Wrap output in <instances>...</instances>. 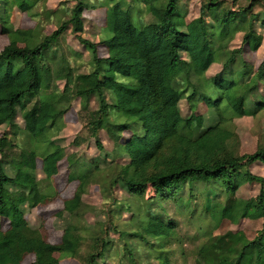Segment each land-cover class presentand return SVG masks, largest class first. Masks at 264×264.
<instances>
[{
  "label": "trees",
  "instance_id": "1",
  "mask_svg": "<svg viewBox=\"0 0 264 264\" xmlns=\"http://www.w3.org/2000/svg\"><path fill=\"white\" fill-rule=\"evenodd\" d=\"M47 1L0 0V24L9 40L0 54V127H16L21 113L23 132L31 143L47 142L48 150L41 153L35 147L13 154L7 150L12 146L8 136L0 140V264H22L32 254V264H62L54 258L56 252L82 264H103L114 257L109 245L121 240L130 263L156 259L166 264L174 255L172 245L183 243L177 221L168 215L170 207L188 212L199 230L208 217L216 225L225 219L262 220V230L253 240L243 232L216 237L201 233L207 240L194 255L195 264H264V178L250 171L254 164L264 165V144L243 156L230 148L239 141L235 121L264 111V61L255 68L245 60L244 48L222 50L220 45L236 32L252 45L264 30V0H201L199 16L190 23L185 21V0H74L70 6L71 0L55 10L46 9ZM242 1L247 4L242 6ZM40 7L41 17L35 12ZM14 8L25 10L33 20L42 19L34 29H15L9 22ZM93 10L106 12L97 43L84 37L83 14ZM45 22L60 24L49 34ZM71 27L91 56L85 61L89 70L81 74L65 55L54 51ZM101 48L107 57H101ZM71 53L83 57L81 52ZM215 64L222 70L209 77ZM71 77L88 114L89 136L106 131L115 149L107 152L97 141L101 156L92 161L69 158V180L78 187L75 199L59 213L65 229L61 243L53 246L30 225L21 207L34 209L43 200L42 186L34 177L37 160L52 178L65 157L48 132L65 115L59 109L63 91L54 84ZM93 98L99 107L90 112ZM183 100L192 111L189 117L183 115ZM201 103L208 107V120L195 114ZM7 163L14 167L12 176L5 171ZM105 168L116 172L114 181L101 189L105 205L112 209H104L90 225L88 215L98 209L85 197L96 173ZM244 182L260 184V195L238 198ZM118 188L127 199L113 198ZM149 189L154 195L147 199ZM125 214L130 215L128 221ZM196 214L198 221L192 220ZM118 219L126 224L123 230ZM3 220L10 223L7 231ZM85 244L88 252L82 256Z\"/></svg>",
  "mask_w": 264,
  "mask_h": 264
},
{
  "label": "rangeland",
  "instance_id": "2",
  "mask_svg": "<svg viewBox=\"0 0 264 264\" xmlns=\"http://www.w3.org/2000/svg\"><path fill=\"white\" fill-rule=\"evenodd\" d=\"M65 1L71 0H48L46 9L55 10L62 2ZM69 4L70 6H74L76 1L72 0ZM246 4V1H242V6H245ZM183 7H185V10L187 11L185 21L186 23H190L199 16L201 0H185ZM35 12L36 14H40L41 17L43 10L40 7L37 11L35 10ZM83 17L85 24L84 37L92 42H99L101 40L100 31L105 25L106 20L105 10L85 11ZM40 19L42 18H38V20ZM38 20H33L28 16L25 10L19 8H14L10 12L9 22L15 29H34L37 27V23H39L37 22ZM47 24L48 23L45 22L43 25L46 26ZM59 24L60 23L58 22L48 24L47 32L50 34L57 30ZM3 30L4 29L0 24V54L9 44V40ZM220 45L222 50H227L228 48H244L245 60L255 68H259L264 61V30L255 36V40L252 45H248L244 42V34L241 32L231 33ZM71 50L83 53V57L77 59L71 53ZM54 51L59 57L65 55L71 62L70 64H72V67L76 69L77 74H81L89 70L87 65H85V61L91 60V56L76 39L72 27L61 39L60 44L54 48ZM100 54L101 57H107V50L105 48H101ZM221 70V65L215 64L208 72V76L213 77L220 73ZM54 87L56 90L63 91L62 98L59 102V109L64 111L65 115L64 120L57 123L56 126L48 132V138L50 141H54L56 145L61 146V148L65 150L66 154L58 164V173L52 178L47 177L42 160H37L34 177L38 182H40L44 192V197L41 204L37 208L33 209L30 208L28 204H25L21 207V210L30 225L34 229L39 230L51 245L57 246L61 243L65 229V222L62 218H59V213L64 210L67 202H71L75 199V191L78 187L77 182H70L69 180V158L92 161L98 156H101V153L96 145L97 141H100L103 144L107 152H112L115 149V140L113 136L106 131H101L96 138L89 136L86 128L89 122L87 118L88 114L83 111L82 102L76 96V80L74 78L71 77L68 80L55 82ZM261 90H264L263 86H261ZM121 100L126 105L130 101L128 98L123 99L122 97ZM98 107L99 105L97 99L93 98L90 103V112L98 110ZM181 107L185 117L192 115V111L190 110V106L187 101L183 100ZM48 113L54 114V111L50 110ZM195 114L197 116L206 117L207 120L210 117L208 107L204 103L199 105ZM235 124L239 141L238 143H232L230 148L236 155L240 156L255 153L259 145L262 143L264 144V111L258 113L254 118L244 117L237 119ZM24 128L25 123L21 113L18 114L16 127H0V140L8 136V141L12 142V146L9 148L7 147V150L9 151V149H11L9 152L19 154L22 150L38 147L39 152H45L44 150H46L47 142H44L46 144H32L29 139V135L23 132ZM130 135V132L125 133L126 138H129ZM49 151L52 150L49 149ZM1 159L2 156L0 154V160ZM22 161L25 162L26 159L23 158ZM8 162L10 163L11 161L8 159ZM122 162H126V160ZM9 163L5 165V171L7 174L12 176L14 175L15 170ZM250 171L254 175L264 178V165L260 163L254 164L251 166ZM115 177L116 172L114 168H105L103 171L96 173L93 178V183L89 193L85 197V202L90 206L96 207L98 210L96 214L93 213L88 215L87 221L90 225L95 224L97 217L103 214L104 209H112L111 205H105L106 202L103 200L101 189L109 186L114 181ZM260 190V184L244 182L241 184L237 192V196L238 198L245 200L256 198L260 195ZM153 195L154 190L149 189L146 193V198L149 199ZM113 198L123 201L128 198V195L118 188L115 191ZM167 206L169 207L170 204ZM168 215H170L171 219L177 221L179 225L177 229L178 235L179 237L182 236L183 243L180 246L176 244L172 245L170 250L174 255L166 264H195L196 258L194 250L207 240V238L202 237L203 235L201 233L210 232L211 235L216 237L223 236L229 232H243L249 240H253L256 238L259 231L262 230L263 226L262 220H251L248 218H240L235 222L225 219L219 225H216L213 224L211 218L208 217L205 220L203 219L205 222L204 227L199 230L195 223L194 225L192 224V221H190L191 217L186 211H179L170 207ZM129 218V214H125L123 217L125 221H128ZM199 219V214L192 217V220L194 221H198ZM117 222L123 230L126 224H122L123 221L120 219H118ZM2 228L4 231H7L10 228V223L7 220H3ZM112 237L115 240L119 238L118 235L113 234ZM89 242L90 241L87 240V243ZM88 247L89 246L85 244V247L82 249V256L88 252ZM109 249H112L111 252L114 257L110 258L103 264H132L128 260L129 256L126 254L127 251H125L124 242L122 240L120 243L113 242V244H110ZM53 256L55 259L61 260L62 264H82L79 259L64 257L57 252L54 253ZM139 258L140 257H138V259ZM34 261V254L27 255L22 264H32ZM5 264L13 263L8 260ZM138 264L144 263H141L140 260ZM149 264L159 263L156 259H153L150 260Z\"/></svg>",
  "mask_w": 264,
  "mask_h": 264
}]
</instances>
